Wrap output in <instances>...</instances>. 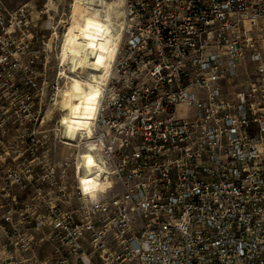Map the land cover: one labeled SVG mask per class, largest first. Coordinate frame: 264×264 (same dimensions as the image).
<instances>
[{"label": "built area", "instance_id": "2783aa9c", "mask_svg": "<svg viewBox=\"0 0 264 264\" xmlns=\"http://www.w3.org/2000/svg\"><path fill=\"white\" fill-rule=\"evenodd\" d=\"M32 15L0 0V138L27 144L7 181L38 188L41 219L9 229L20 199H0V264H264V0H123L90 133L63 142L64 206L22 172L50 152L31 114L49 58Z\"/></svg>", "mask_w": 264, "mask_h": 264}, {"label": "rangeland", "instance_id": "374dc122", "mask_svg": "<svg viewBox=\"0 0 264 264\" xmlns=\"http://www.w3.org/2000/svg\"><path fill=\"white\" fill-rule=\"evenodd\" d=\"M121 1L120 4L113 9H117L123 13V0ZM118 2L119 0H5V6L9 10H15L21 6H27L30 8V11L33 12L32 16L35 17L34 24L37 29H41L44 44L49 50V58L47 60L48 63L45 73L46 76L45 79L42 80L45 83V88L42 94L34 100L31 114H34V117L37 120L36 130L47 131L50 152L46 155L45 153L38 151L39 154L31 158L26 167V171L22 170V172H24L25 178L29 180L36 174L44 173L40 176V179H47L52 183L53 187L51 192L54 204H61L64 206V157H71V154L73 157L76 152V149L72 147H64V140L61 138L63 130L59 126V120L62 119L64 113H67V111L64 112L60 105L62 99L61 95L63 91H65L64 94L71 92L72 86L69 84V80L60 74V71L63 70L62 72H65L69 77H75L78 80L84 79L86 83L92 79L90 78L88 80L90 74L86 69H79L76 70L74 74H69V69H72L73 67H70V65L61 67L58 55L63 36L66 28L72 20L75 18H78L79 21L82 20L81 13L85 12L81 10L82 8H95L98 20H104V16L106 15L105 12L107 11L106 5L118 4ZM44 11L48 12V16L52 21L49 30H43L45 29L44 27H47L45 24L47 17L43 14ZM87 12L90 13L91 11ZM114 21H118V23L115 22L116 24H114L113 34H116L118 37L121 17ZM40 60H43V58ZM41 65L38 67L39 71H41ZM242 80H244L243 76L238 79V82H242ZM51 85H58L59 91L54 93L52 100H49V90ZM22 100L23 98L20 97L18 102ZM16 101L17 99L13 103ZM188 111L189 109L186 106H180L177 113L178 117H183ZM11 114H13L12 107L7 110L6 116H10ZM23 125H25L24 122H22V129L24 128ZM5 126H7L6 128H12L9 121L6 122ZM20 141H23V143L16 144L13 140L7 138L1 139L0 141V199L1 202L4 203V200L8 197V193H15L18 195L20 199L18 202L21 203L19 205L21 211L14 214V217L11 216V220L8 223H5V226L9 227V229L10 227L17 226L22 232L29 233L28 229L32 227L30 225V216L33 215L38 221H41L37 214L33 213L38 200H31L29 205L26 206V201L28 202L27 199L35 194L38 191V188H29L28 190L21 191L17 186H12L7 181L11 180L9 176H18L17 173H21L18 170L19 166H22L20 156L27 151V144L23 139ZM16 145H18V148H16ZM40 167L44 169H39ZM28 168H34V171H30ZM68 177L70 180L73 178V173H71V171L68 173ZM54 181H57L59 186H56ZM39 190L42 193L47 191L46 189L43 190L41 188ZM54 204L53 206H55ZM1 210L2 209L0 208V223L3 220ZM36 238H38L37 234ZM5 240L6 239H4V241Z\"/></svg>", "mask_w": 264, "mask_h": 264}, {"label": "bare ground", "instance_id": "6f19581e", "mask_svg": "<svg viewBox=\"0 0 264 264\" xmlns=\"http://www.w3.org/2000/svg\"><path fill=\"white\" fill-rule=\"evenodd\" d=\"M120 1L118 4L106 5L104 20H98L95 8H82L81 10L85 11L81 13L82 20L75 18L65 30L58 55L61 67L66 65L73 67L69 69V74L86 69L90 74L88 80L92 78L86 83L84 79L78 80L67 76L63 70L60 71L72 86L68 94L62 92L60 104L67 113L59 120V126L63 130V140L66 139L68 142H73L79 131L90 133V124L94 118L101 86L111 74L112 63L122 35L123 13L113 9ZM120 17L117 37L113 34V28L118 21L114 20Z\"/></svg>", "mask_w": 264, "mask_h": 264}]
</instances>
